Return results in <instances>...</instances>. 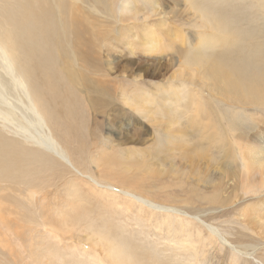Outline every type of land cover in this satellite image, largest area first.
<instances>
[{"label":"rangeland","instance_id":"rangeland-1","mask_svg":"<svg viewBox=\"0 0 264 264\" xmlns=\"http://www.w3.org/2000/svg\"><path fill=\"white\" fill-rule=\"evenodd\" d=\"M215 1H220L218 3L221 5L227 2ZM9 2L10 0H0V43L11 56L12 46L15 45L14 42L17 43L14 35L18 34V30L15 26L7 24L5 15L7 12L3 8L8 7L11 4ZM76 2L90 14L93 22L103 24V27H100L103 36L95 39L93 43L97 50L100 49V56H103L102 59L105 60L103 64L110 70V76L120 78L123 83L116 94H113L108 113L94 118L96 124L91 120V112L86 105L93 98L88 96L83 101L87 116L82 119L83 121L90 119L88 122L90 132L87 131V135L82 131L85 136L82 134L74 139L71 136L67 137L63 133L65 130L58 129L46 114L48 111L42 110H47L46 105L44 106L46 103L40 102L39 92L32 88L36 85V76L25 74L26 69H21L17 59L16 73L24 81L28 92L30 91V98L37 108L40 107L38 110L42 116L44 115V120L46 119L45 128L42 129L44 132L39 128L34 116L27 110L29 106L24 91L12 82L0 59V111L8 114V118L0 114V131L19 140L23 147L36 155L35 161H25L27 170H33L31 172L33 177L27 178L26 182L33 186L7 182L3 187L5 190L0 191V264H61V256L67 264H73L77 259H80L78 262L81 264H91L89 259L96 256L106 260L104 252L100 249V239L108 233L110 236L116 234L117 237H127L130 245L136 248L138 246L139 251H149L151 255L158 254L157 257L163 262H168L169 256L172 257L175 252H181L184 257L190 256L176 248L173 243L165 242V239L170 240L174 234L178 238L191 236L198 249L197 259L181 258L183 260L179 261L180 264H264V190L246 195L239 190L237 175L233 174L240 169L228 165V161L224 160L225 155L219 152V149H222L218 147L219 144L216 146L208 142L212 144L208 151V156L211 155L208 157V175L206 172L203 174L197 166L203 165L201 162L188 160L184 165L193 164L194 167L191 169L184 167L181 163L183 161L175 160L174 152L168 148L165 150L168 160L156 162L154 152L151 150L153 156L148 153L149 156L145 151L150 150L148 148L153 143L157 145L155 138L158 126L142 118L139 112L131 110L125 103L126 96L130 95L136 99L134 95L137 89L139 92L142 89L156 90L155 85H166L167 78L176 70L172 65L177 64V59L174 57L175 54H172L168 57L170 61L167 59V63H172L171 68L167 71L160 70L165 72L164 79L134 77L133 81L131 77L124 76L135 64H141L145 68L147 66L145 64H148L146 61L154 60V63L159 65L163 60V53L149 55L139 50L147 25L160 29V24L164 22L165 30L174 32L183 27L190 36L193 31L191 20L178 12L175 15L170 9L173 4L165 0H128V3L126 0ZM230 4L231 7H235L238 0ZM174 5L176 9L184 6L177 2ZM238 5L240 7V4ZM241 5L244 8L245 3ZM245 9L249 10L244 8L243 11ZM259 24L264 27L263 20H260ZM127 41L136 44V49L129 46ZM178 45L185 49L182 44ZM139 79L141 83L136 82ZM40 93L49 102L47 92ZM201 94L209 97V91L208 93L205 90L201 91ZM53 105L56 110L59 108L58 105ZM118 114L125 118V122L128 121L138 127L144 137L141 140L146 141L131 142L128 136H122L125 124L116 120L114 115ZM15 128H19L20 131L18 133L16 130L18 134L13 135ZM46 133L54 137L76 170L46 147ZM226 134L230 135L227 130ZM24 135L28 138L22 137ZM31 135L33 139L29 137ZM35 140L41 143H36ZM161 155L164 156L163 153ZM150 162L153 166L149 165ZM143 164L147 166L141 167ZM29 179H32V182ZM109 185L128 188L127 190L130 189L157 205L176 210L178 214L165 213L126 198L121 193L108 190ZM214 189H217V194H213ZM207 225L212 227L211 229H216L221 237L213 236ZM198 235L201 236L198 238ZM172 261L176 262V257Z\"/></svg>","mask_w":264,"mask_h":264},{"label":"bare ground","instance_id":"bare-ground-1","mask_svg":"<svg viewBox=\"0 0 264 264\" xmlns=\"http://www.w3.org/2000/svg\"><path fill=\"white\" fill-rule=\"evenodd\" d=\"M76 1L10 0L11 4L3 9L7 12L5 14L7 24L15 26L18 30V34L15 32L14 35L17 43L14 42L15 45L12 46L11 56L0 43V59L3 68L12 82L24 91L29 106L26 109L32 113L39 128L41 130L45 128L46 119L44 120V115L42 116L38 110L40 107L37 108L30 98V91L28 92L24 81L16 73L15 61L17 59H19L20 65H18L21 69H26L25 74L36 76V85L32 88L39 92L37 93L40 94L38 95L41 97H39L40 102L46 103L44 106L46 105L47 110L42 109L43 107L41 109L48 111L46 114L50 116V120L56 124L58 129L65 130L63 133L74 139L81 136L84 133L82 131L90 132L88 129L90 119L89 121L82 119L87 116L83 101L88 96L93 98L86 105L91 112V120H94L93 123L96 124L97 121L94 118L108 113L111 109L113 94H116L123 83L120 78L110 76V70L105 68L103 64L105 60L102 59L103 56H100V49L97 50L93 43L95 39L103 36L100 32L103 24L93 22L90 14L84 11L81 4ZM97 1L99 0H93L92 3ZM165 1L173 4L170 9L175 12V15L178 12L191 20L193 31L189 36L183 27L175 28L174 32L165 30L164 22L160 24V29L147 25L139 50L149 55L163 53V60L159 65L154 63V60L146 61L148 64H145L147 65L145 68L141 64H135L124 75L131 77L133 81L136 77L160 79L165 73L160 70L167 71L171 68L172 63H167V59L170 61L168 57L175 54L174 57L177 59V64L172 65L176 67V70L173 69L171 73L174 76L170 75L167 78L166 85L157 84L154 87H157L156 90L140 89L141 92H139L137 89L134 95L136 99L130 95L125 97V103L131 110L139 112L142 118L158 126L155 138L157 145L153 143L145 154H151L153 151L156 162H166L168 156L165 150L168 148L169 151L174 152L175 160L181 159L184 162H181L183 165L188 160L201 162L204 166L201 164H195V166H199L201 172L203 174L206 172L208 175V157L211 156L210 154L208 156V151L212 144L216 146L219 144L218 147L222 148L219 152L225 155L224 160L228 161V165L240 169L239 172L242 173L233 174L237 175L239 190H242L241 192L245 195L256 194L258 190H264V27L259 24L260 20L264 22V0H238L240 7L238 4L231 7L230 3L237 0H227L223 5L215 0ZM176 2L184 6L176 9L174 5ZM244 3V8H249V10L243 11L241 4ZM127 42L129 46H134L136 49V44ZM178 44H182L185 49ZM136 82L141 83L142 81L139 79ZM204 90L207 93L209 91L208 98L201 96V91ZM40 92L44 94L47 92L49 102ZM53 104L58 105L59 108L56 110ZM213 104L215 105L212 109ZM0 114L8 118V114L1 111ZM114 117L125 124V132L122 136H128L131 142L144 139L139 128L128 121L125 122L121 114L114 115ZM19 128L13 131L17 130L19 133ZM226 130L230 135L226 134ZM98 131L99 127L96 133ZM15 132L13 135L18 134ZM24 132L29 131L24 130ZM6 134L0 131V191L5 190L3 187L7 182L14 183V185H30L26 180L33 177L31 173L33 170H27L25 161L36 160V155L23 147L19 140L8 137ZM22 137L28 138L25 135ZM29 137L33 139L32 135ZM53 138L50 134H45L46 147L64 163L73 167L67 154ZM162 153L164 156L161 155ZM144 166L143 164L141 167ZM192 166L193 164L184 165L190 169ZM91 181L94 182L93 179ZM107 188L165 213H177L176 210L157 205L133 193L130 189L127 190L128 188H116L110 185ZM213 194H217V189L213 190ZM213 200H215L214 197ZM255 221L257 222L256 219ZM207 226L213 236L221 237L216 229ZM175 231L178 233L177 230ZM115 235L110 236L108 233L101 237L100 249L104 252L106 260L96 256L89 259L91 264H180L179 261L183 260L181 258L197 259V245L192 241L191 236L178 238L173 234L170 240L165 239V242L173 243L176 248H180L190 256L184 257L181 252H175L174 257L169 256V261L163 262L157 257L158 254L151 255L149 251H139L138 246L136 248L127 242V237ZM200 236L198 235V238ZM204 237H202L203 240L207 236ZM175 257L176 262L172 261ZM78 261L80 259L73 264H81ZM60 263L67 264L63 256H61Z\"/></svg>","mask_w":264,"mask_h":264}]
</instances>
